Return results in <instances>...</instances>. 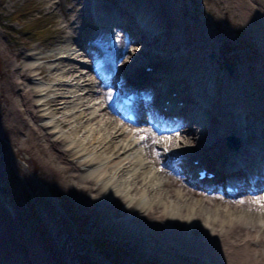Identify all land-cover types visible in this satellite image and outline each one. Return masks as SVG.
<instances>
[{
	"label": "bare ground",
	"instance_id": "bare-ground-1",
	"mask_svg": "<svg viewBox=\"0 0 264 264\" xmlns=\"http://www.w3.org/2000/svg\"><path fill=\"white\" fill-rule=\"evenodd\" d=\"M109 1L116 5V9L122 15L121 21L124 22V25L121 31L124 29L128 33V35L123 33L126 35L124 39H122L121 31L114 29L115 25L107 26V18H96L100 20L98 22H101V25L106 24L105 27L94 25L96 19L86 15L85 8L87 5L79 8L77 5L80 4L81 0H71L69 7H64L66 12V18L63 20L65 26L60 29L63 37L52 50L47 53H41L38 50L37 53L40 54L36 56V52L19 51L16 40L10 46L9 54L14 56V61L10 64L6 59L3 77V85L7 91L5 115L9 120H12L7 125V129L13 128L26 133V140L29 144L34 146L40 144L42 152L52 154L53 158L60 157L59 169L62 171L63 177L69 178L68 172L74 169L76 164L72 159H66L62 155L69 154L71 151L61 150L60 154L52 153L54 145L63 141L64 137L61 134H47L44 129L48 126L47 121L39 119L38 109H36V101L41 100L40 104L47 105V109L50 108L48 109L49 112L57 111L59 103L67 101L66 96L59 93L48 96L47 92L52 90L50 87L40 88L38 85H28L26 80L30 77V73L44 79L51 78V70H59L58 64L77 51H79L78 56L89 57L87 61L93 62L92 52L86 48V44L89 43L102 46L105 41H112L116 46L115 59H119V47L125 43L124 40L130 38V42L139 43L137 49L148 57L138 62L137 66L133 68L134 77L132 81L130 76L127 79L121 77L120 79L131 81L134 89L143 93L144 111L149 115L148 119L153 126V132L147 131L145 127L141 126L127 127L126 121H121L117 108H110L109 106L111 102H118H116V97L110 99L112 92L105 95L103 89L98 88L94 90V93L104 94V101L108 98L106 106L101 107L99 104L101 107L99 110L104 111L102 117H106L105 123L109 122L108 124L113 128L114 134L126 132L128 135H137L138 137L143 133L142 136L145 137L139 142L135 141L134 144L138 142L147 145V153L150 159L144 165L143 170L133 176L134 184L124 186L128 188L127 191L131 190V192L138 193V198L134 199L126 191L122 196L116 191H111V193L105 191L107 182L111 177L110 172L105 168H97L98 164L88 170L86 169L87 171L84 173L71 175L75 177L73 189L76 196L87 202L90 199L96 201L95 198L90 197L89 194L91 193H86L87 191H92L94 188V193H105L104 199L99 201L103 206L99 208L100 225L102 226L97 230L100 231L104 227L123 238L132 234L142 241L149 240L150 251H158L162 255V264H179L178 258L184 257L197 261L199 264H264V200L258 203L255 199L256 197L264 198L263 191L257 189L258 185L255 184L259 183L264 189V160H262L263 163H259L256 159L257 165L252 168L248 163H245L241 172V169L236 165L238 155L225 156L222 153L223 150H227L222 144L224 136L228 133L238 135L242 127L248 128L247 133H249L250 138H248L247 143L264 144V112L262 114V110H264V82L260 78L264 76V69L259 66L257 68L255 65L254 70L256 71L252 77L247 74L248 78L240 77V79L234 78L232 80L222 72L219 66L211 64L212 61L204 57L210 35L207 34L204 22L197 16L200 14L199 9L194 8V6L190 7L185 0ZM88 4L92 6L90 2ZM152 4L157 8L156 11L149 7ZM99 6L103 7V4L100 3ZM217 7L223 9L229 18L241 20L247 28L257 31L260 34L262 47L264 46V11L262 10L264 0H218ZM97 9L98 13L101 12L98 7ZM161 9L164 10V13L161 12ZM102 12L107 16L112 13L106 6ZM99 15L101 14L99 13ZM154 16L158 19V27L156 28H154ZM162 20L163 22L160 23ZM118 21L121 23L119 19ZM151 29L153 31H150ZM117 30H119L118 33ZM174 33L176 34L174 35ZM163 34L173 36V38L165 37L163 41ZM156 41L157 43L153 44ZM80 42L84 43L83 49L80 47ZM184 44L187 45L184 52L171 56L165 54L158 57L153 56L158 54V52H154L155 48L173 50ZM32 49L34 48L31 47L30 50ZM98 49L101 48L98 47ZM71 50L73 52H70ZM97 51L98 53L101 52L100 50ZM59 53L63 54L58 55ZM29 57L39 58L43 62L57 60V63L53 67L46 68L44 64L39 63L23 61L18 64L15 62ZM107 62L105 59L99 61L98 68L103 73L106 71L108 73ZM146 65H151L153 70H143ZM76 70L77 65H73L60 68L58 72L70 77V80H78L82 76L83 81L89 80L90 83L98 86L101 85L102 81H105V78H102L101 82L97 83V80L92 78L87 71L82 75H76ZM96 72L99 75V71ZM120 72L121 69L119 74ZM194 74H198V76L193 77ZM114 76L116 77L117 74ZM235 79L238 80V86H235L237 82ZM209 80L211 82H208ZM115 82L113 80L109 83L113 86L114 92L121 86L120 84H124V82L118 84ZM57 84L60 85V83ZM56 89H59V86L54 88V90ZM41 91L43 93H40ZM168 91H174L176 97L183 99V102L179 107L175 108L173 104L167 112H163L157 105L159 100L157 102L155 100L162 93H165L163 99L168 97L173 100L174 98L168 94ZM85 94L77 95L76 98H84L92 93L87 90ZM198 94L207 100L199 101ZM36 95L39 97L34 100L33 96ZM98 96L100 97V95ZM204 104H206V110L212 112L208 115L212 118L209 120L212 126L207 127L206 125L205 128H201L189 124V121L197 122L196 108H205ZM87 108L90 109V106ZM200 111L201 114L206 112ZM91 113L93 111L89 110L83 115L87 116ZM99 114L97 113L91 118H97ZM72 116H74L73 113ZM242 117L247 118L246 122L241 121ZM55 123L57 125L66 124L64 120ZM258 124L259 129L255 132L254 128ZM51 127V129L54 128V126ZM203 134H211V137L207 139ZM163 136L164 139H161ZM241 138L240 141L244 140L242 136ZM155 141H159V143ZM197 141L199 142L197 143ZM70 142L73 143V141ZM82 142L83 140H79L74 143V154L81 153L82 150L86 149ZM129 144L121 142L115 148L113 142L107 139L103 146L106 151L124 153L129 149L126 147ZM179 144H183L182 148L176 149ZM241 147H245L244 141L241 142ZM172 154L175 156L174 158H171ZM193 155H196L198 159L196 164L190 162ZM260 158L262 159L263 156L261 155ZM82 159H84L83 163L91 161L90 157ZM124 159L127 160L123 161V164L127 162L132 164L134 161L138 162L135 166L140 164L139 156L133 160L127 155ZM250 161L251 159L248 162ZM111 162L114 163V161ZM120 162L117 165V172L122 170L119 168L121 167ZM225 162L237 170L230 172ZM160 164L166 168L159 167ZM191 168L193 171L195 168L197 170L204 168L207 171L215 172V176L212 179L203 177L201 180H197L194 178ZM150 169L153 173L149 177ZM100 176L103 178L102 181L94 187V183ZM231 177L235 180L242 177V182L239 187L237 186L234 194L227 195L224 193L220 195L214 191L229 181ZM156 183H160V190H158ZM204 184L207 187L205 189L200 187ZM238 192H250V195L243 194L242 198H238ZM125 198L127 201L123 204ZM173 201L176 203L183 201L184 208L175 211L173 207H166V203H174ZM103 208L105 212L102 210ZM203 212L210 213V216H206ZM216 214L218 215L217 219H215ZM258 217L263 218V223L260 224L256 221ZM10 218L8 212L0 206V248L4 246L2 240L4 238L9 239L10 242L5 248L19 247L17 252L12 255L14 260H18L17 264H52L51 259L40 251L31 239L27 240L29 232L15 227ZM26 241L30 242L27 246L28 251L24 247ZM142 244L144 247L145 245L149 247L143 242ZM132 246L137 248L134 244ZM19 250L22 251L18 252ZM3 251L0 249V259L4 258L1 255ZM137 253L139 254L136 250Z\"/></svg>",
	"mask_w": 264,
	"mask_h": 264
},
{
	"label": "rangeland",
	"instance_id": "rangeland-1",
	"mask_svg": "<svg viewBox=\"0 0 264 264\" xmlns=\"http://www.w3.org/2000/svg\"><path fill=\"white\" fill-rule=\"evenodd\" d=\"M85 1L86 0H81L80 4L77 6L80 8L84 7L86 4L87 7L85 8V12L87 16L95 19L101 17L102 19L104 16L102 11L104 6H106L110 8L112 14L109 17L105 16V18L119 19L121 23L120 25L113 23V25L118 27L114 29L122 30L124 25V22L121 21L122 15H120V11L116 9V5L112 4L113 2L111 3L109 0ZM185 1L190 7L194 6V8L199 9L200 14L197 16L204 22L207 34L210 35L204 57L210 59V61H212L211 64L219 66L222 72L227 74L232 80H234V78L240 79V77L248 78L247 74L252 77V74L256 71L254 70L255 65L257 68L259 66L264 69V46L262 47L259 38L260 34L257 31L247 28L241 20L232 17L229 18L223 9L217 7L218 0ZM70 2L71 0H0V206L8 212L15 227L21 228L27 233L29 232L27 240L31 239L40 251L51 259L52 264H162V255L159 254L158 251H150L149 240L142 241L136 235L134 236L132 234H130L131 236L128 235L123 238L104 227L98 231L97 229L102 226L100 225L99 208L103 207L99 201H102L106 194L101 192L94 193L93 188L92 191H87L86 193H91L89 194L90 197H93V199L95 198L96 201L90 199L85 202L81 200L74 192L73 182L75 177L71 176L72 174L74 176L77 173H84V171H87L90 167L98 164L97 168H105L110 172L111 177L107 182L108 184L106 185L107 188L105 191H109L110 193L111 191H116V193L121 196L124 195L126 191L127 194H131L134 199L138 198V193H134L135 191L131 192V190L127 191L128 188L124 186L126 184H134L133 182L135 180L133 176L137 172L142 171L144 165H146L150 159L147 153V145L138 143L141 137H143V133L138 137L137 135H128L126 132L121 134L117 132L114 134L113 128L108 124L109 122L105 123L107 120L106 117H102L104 111L102 112L99 110V108L107 105L106 101L108 98L106 97L107 100L104 101V94L94 93V90L102 88L105 95H109L110 92L113 94L114 88L109 85V83L113 80L117 81L120 77L127 79V77L133 75V68L137 66L138 62L148 57L147 55L145 56L141 50L137 49V44L139 43L130 42V38L129 40H124L125 43L119 47L120 58L115 59V68L111 71L108 70V73L107 71L103 73L98 68L99 61L101 60H99L100 55L97 50H102L98 49V45H92L90 43L86 44V48L92 52L93 62L89 63V61H87L89 57L82 55L78 56L79 51H77L70 54L65 61L58 64L60 68L77 65L76 75H82L87 71L92 78L97 80V83L101 82L102 78H105L107 82L102 81L99 86L96 84L93 85L89 80L83 81L82 76L78 80H70V77L59 74L58 71L60 68L59 70L57 69L58 71L52 69L50 72L52 76L49 79H44L36 76L34 73H30V77L26 80L28 85H38L40 88L50 87L52 90H50L51 92H47L48 96L53 93L66 96L67 101L59 103L57 111L49 112L48 109L50 108L47 109V105L40 104L41 100L36 101V109H38L37 113H39V119L41 121H47V123H45L48 126L44 128L47 134H61V136L64 137L65 141L63 140L56 143L52 153L60 154L61 150L71 151L69 153L70 155L68 153L62 155L66 157V159H72L76 164L75 168L68 172L69 178L63 177V173L59 169L60 157L53 158L52 154L42 152L40 144L37 146L29 144L26 140V133L14 130L13 128L7 129V125L10 124L12 120H9L5 115L7 91L3 85L4 67H6V59L10 64L14 61V56L9 54V48L16 40L18 41L17 49L19 51L36 52V56L40 54L37 53L38 50H40L41 53H47L52 50L55 44L63 37V33L60 29L62 26H65V21H63L66 18L64 7H69ZM89 2L92 6L88 4ZM100 3L103 4V7L99 6ZM97 7L101 10V12H99L101 15H99ZM149 7L153 11L157 10L154 4L149 5ZM18 10L21 11L17 12ZM262 10L264 11V7ZM161 12L164 13V10L161 9ZM35 16H39L38 20L36 24H32V17ZM97 19L94 25L106 26V24L101 25V22H98L100 20ZM157 20L156 16H154V28L158 27ZM161 22H163V20L160 21V23ZM107 26L110 25L107 23ZM119 30H117V33ZM150 31L153 30L151 29ZM124 32L128 35L123 29V31H121L122 39L126 37V35L123 34ZM175 34L176 33H174V35ZM165 37L173 38V36L163 34V41ZM80 43V47L83 49L84 43ZM156 43L157 41L153 44ZM31 47L34 49L30 50ZM186 49V44L183 46L180 45L173 50L155 48L154 52H158V54L153 56L158 57L163 54L166 56L176 55L184 52ZM113 50L115 54L116 46H113L112 54ZM70 52H73V50ZM61 54L63 53H59L58 55ZM35 58H22L15 62L18 64L23 61L33 62L34 64L39 63L44 64L46 68L53 67L57 63V60H54V62H43L41 59ZM224 61L230 63L231 71L227 70ZM120 69L121 72L119 74ZM96 70L99 71L101 77L97 74ZM115 74H117L116 77L114 76ZM194 76L196 77L198 74H194L193 77ZM260 78L264 82V76ZM124 79H121V81L125 83ZM236 81L235 86H238V80ZM208 82H211V80ZM57 83H60V85ZM57 86H59V89L54 90ZM87 90L92 94L84 98H76L77 95H86L85 92ZM40 93H43V91ZM39 95L33 96L34 100L39 97ZM98 95H100V97ZM112 97L111 95L110 99ZM198 100L204 102V100L207 99L198 94ZM99 104H101V107ZM89 106L90 109L87 108ZM203 106L205 108H196L195 115L199 117L197 122L193 123L189 121V124H193L194 126L197 125L201 128H205L206 125L207 127L212 126L209 122L212 118L210 116L208 117L209 113L212 114V112L206 110V104ZM195 107L197 106L195 105ZM86 108L87 110L82 112ZM89 110L93 111V113L87 116L83 115ZM200 110L206 112L201 114ZM263 112L264 110H262V114ZM72 113L74 116H72ZM97 113H100L97 118H91ZM145 113L144 111V114L139 117L137 116L138 118L135 122H128L121 116L120 118L121 121H126L125 125L127 127L141 126L145 127L147 131L153 132V126L148 119L149 115ZM245 119L247 120V118ZM59 120H64L66 124L57 125L55 122ZM260 122L259 120V123ZM51 126H54V128L51 129ZM254 129L258 130L259 124ZM53 132H55V134H53ZM203 136L208 139L211 137V134H203ZM107 139L113 142L115 148L119 146L121 142L124 144L130 143L126 145L129 149L124 153H121V151L118 153L106 151L103 145ZM79 140H83L82 143L86 149L82 150L81 153L74 154V143ZM70 141H73V143ZM135 141L138 142L134 144ZM199 141H197V143ZM256 145H258V150L255 152L263 156L260 161L264 160V144L256 143ZM181 146H183V144H179V147H176V149H181ZM154 150L157 149L154 148ZM127 155L129 158L132 157L133 160L136 156H139L140 164L135 166V164H138L137 161H134L132 164L129 162L123 164V161L127 160L124 159ZM88 157L91 158V161L83 163L84 159L82 158L87 159ZM110 160L114 161V163ZM119 162L121 166L119 168H122V170L117 172V165ZM110 165L112 166L110 167ZM158 166L166 168L161 164ZM151 169L148 174L149 177L153 173ZM173 172L175 173L174 170ZM102 179L101 176L99 179L97 178L93 186H97ZM147 180L148 178L146 181ZM255 184L258 185L257 189L264 193L262 185H259V183ZM157 187L159 188L158 190H160V183L157 184ZM202 193L206 194L204 191H202ZM219 194L221 195V193ZM243 194L250 195V192H238L237 197L242 198L241 196H243ZM126 201V198L123 199V204H125ZM166 204V207H173L175 211L184 208L183 201L178 203H176V201L174 203L168 202ZM191 207L194 209L193 206ZM102 210L104 211V208ZM203 213H205L206 216H210L208 212ZM230 216L233 217L232 215ZM217 217L218 215L216 214L215 219H217ZM256 221L261 224L263 223V218L258 217ZM256 231L259 232L258 230ZM9 242V239L4 238L2 240L4 246L0 249H2V251L4 250L1 255L5 259L1 258L0 264H17L18 262V260H14L12 255L17 252L19 247L5 248L8 246ZM142 242L149 245V247H146V245L144 247ZM29 243V241H26V244L24 243V247L27 251ZM133 244L136 245V249L132 246ZM31 245L33 244L31 243ZM136 250L139 254H136ZM7 251H9V254H7ZM21 251L22 250H19L18 252ZM178 260L179 264H199L197 261L185 257L181 259L178 258Z\"/></svg>",
	"mask_w": 264,
	"mask_h": 264
},
{
	"label": "water",
	"instance_id": "water-1",
	"mask_svg": "<svg viewBox=\"0 0 264 264\" xmlns=\"http://www.w3.org/2000/svg\"><path fill=\"white\" fill-rule=\"evenodd\" d=\"M110 9V8H109ZM112 14V13H111ZM111 14H109L108 16L107 15H105L104 14V12H103V18L106 16V17H109ZM108 19V25H113V23L114 24H120L119 23V21L118 20H115L114 18L113 19H110V18H107ZM118 26V25H117ZM224 64H225V67L227 68V70L228 71H231V65H230V63H228V62H226V61H224ZM143 70H145V71H152L153 70V68H152V66L150 65H146V66H144L143 67ZM132 81V80H131ZM132 83V82H131ZM131 90L136 94V96H140V95H142V92L141 91H138V90H136V89H134V87L131 85ZM169 92V91H168ZM173 93V92H172ZM170 95V94H169ZM239 135V134H238ZM248 138H250V136H249V133H248ZM248 138H247V140H248ZM224 139H225V141H226V144L228 145V146H230V147H232V148H236V147H238L239 145H240V137L239 136H237V135H235V134H233V133H228V134H226V136H224ZM239 139V140H238ZM247 140H245V142L247 141ZM242 141H244V140H242ZM241 141V142H242ZM250 143V142H249ZM252 146H254V147H256V143H250ZM246 147H247V145H246Z\"/></svg>",
	"mask_w": 264,
	"mask_h": 264
},
{
	"label": "snow or ice",
	"instance_id": "snow-or-ice-1",
	"mask_svg": "<svg viewBox=\"0 0 264 264\" xmlns=\"http://www.w3.org/2000/svg\"><path fill=\"white\" fill-rule=\"evenodd\" d=\"M177 135H179V133H177ZM141 139H145V137H141ZM161 139H164V137H161ZM168 139H171L170 137H168ZM156 143H159V141H155ZM256 202L260 203L262 200H264V198L261 197H256ZM240 203H243V201H240Z\"/></svg>",
	"mask_w": 264,
	"mask_h": 264
},
{
	"label": "trees",
	"instance_id": "trees-1",
	"mask_svg": "<svg viewBox=\"0 0 264 264\" xmlns=\"http://www.w3.org/2000/svg\"><path fill=\"white\" fill-rule=\"evenodd\" d=\"M25 9V8H24ZM19 11H21V10H18L17 12H19ZM40 15V14H39ZM38 17L39 16H35V17H32L33 19L31 20L32 21V24H36V21L38 20Z\"/></svg>",
	"mask_w": 264,
	"mask_h": 264
}]
</instances>
